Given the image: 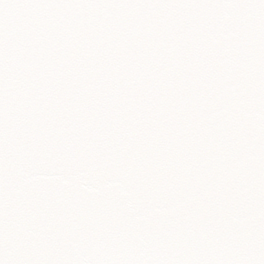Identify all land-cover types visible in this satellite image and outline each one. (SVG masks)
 Returning <instances> with one entry per match:
<instances>
[{
	"label": "snow or ice",
	"instance_id": "1",
	"mask_svg": "<svg viewBox=\"0 0 264 264\" xmlns=\"http://www.w3.org/2000/svg\"><path fill=\"white\" fill-rule=\"evenodd\" d=\"M0 264H264V0H0Z\"/></svg>",
	"mask_w": 264,
	"mask_h": 264
}]
</instances>
